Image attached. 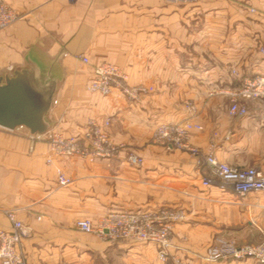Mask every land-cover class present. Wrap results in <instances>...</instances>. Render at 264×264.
<instances>
[{
    "label": "crops",
    "instance_id": "0c3cea01",
    "mask_svg": "<svg viewBox=\"0 0 264 264\" xmlns=\"http://www.w3.org/2000/svg\"><path fill=\"white\" fill-rule=\"evenodd\" d=\"M4 1L24 17L0 34V76L12 75V66L32 70L43 89L54 85L50 129L78 135L89 118L109 117L112 140L144 158L140 168L125 152L49 164L46 142L32 143L25 127H0V228H11L3 210L18 209L31 228L23 240L27 263L172 264L158 258L154 243L109 242L76 228L77 220L95 221L113 209L166 206L188 211L175 225L173 252L191 264H259L205 259L215 239L264 238V193L239 199L204 187L200 162L213 151L222 161L264 170V104L249 101V115L231 116L229 97L216 93L264 73V0ZM104 61L154 91L139 101L88 91L94 67ZM188 119L203 126L191 139L202 154L151 142L157 125ZM59 171L70 185L59 184Z\"/></svg>",
    "mask_w": 264,
    "mask_h": 264
},
{
    "label": "built area",
    "instance_id": "2783aa9c",
    "mask_svg": "<svg viewBox=\"0 0 264 264\" xmlns=\"http://www.w3.org/2000/svg\"><path fill=\"white\" fill-rule=\"evenodd\" d=\"M75 2L77 0H69ZM190 2L194 0H173ZM254 11V10H253ZM23 14L0 0V34L12 24L23 18ZM264 55V46L261 48ZM84 62L88 57L82 56ZM12 71L13 67H9ZM88 91L108 96L115 91L120 92L131 101H139L143 95L154 91L153 86L143 83L132 84L123 69L111 62L104 61L94 67L93 76L87 84ZM218 94L227 95L230 99L229 114L244 117L248 115L249 101L264 103V73L253 77H243L241 84L231 89L219 90ZM214 94V93H213ZM191 113L197 111L192 102L186 103ZM111 119L98 120L89 118L84 131L78 135L49 129L44 134H30L32 143L44 141L51 164L59 157H80L87 161L112 160L122 152L126 153L127 161L134 167L144 164L143 156L127 151L125 143H116L109 132ZM203 126L188 119L181 122L161 123L157 125L151 138L153 144L167 149H176L198 156L202 150L191 141L195 131ZM213 147V146H212ZM201 183L204 187H217L224 192H232L239 199H245L254 192L264 193V170L256 166L231 164L220 160L213 151L202 154ZM59 184L67 186L72 178L59 171ZM4 214L11 228H0V263L28 264L23 250V240L29 235L31 228L18 216V209H4ZM188 211L184 207H160L156 209H113L97 220L83 218L76 221V228L82 232L94 234L109 241H136L154 243L158 258L163 263L191 264L189 259L174 253V228L179 222L187 219ZM205 259L219 260H252L264 264V238L257 243L240 244L235 239H215L206 251Z\"/></svg>",
    "mask_w": 264,
    "mask_h": 264
},
{
    "label": "water",
    "instance_id": "95a60500",
    "mask_svg": "<svg viewBox=\"0 0 264 264\" xmlns=\"http://www.w3.org/2000/svg\"><path fill=\"white\" fill-rule=\"evenodd\" d=\"M12 72V75L0 76V127L7 130L25 127L33 136L46 133L50 129L47 115L54 85L43 89L37 75L29 69Z\"/></svg>",
    "mask_w": 264,
    "mask_h": 264
},
{
    "label": "rangeland",
    "instance_id": "374dc122",
    "mask_svg": "<svg viewBox=\"0 0 264 264\" xmlns=\"http://www.w3.org/2000/svg\"><path fill=\"white\" fill-rule=\"evenodd\" d=\"M260 103H263V102H260ZM264 104V103H263ZM248 115H249V113H248ZM231 116H233V115H231ZM247 116V115H246ZM247 166H251V165H247Z\"/></svg>",
    "mask_w": 264,
    "mask_h": 264
}]
</instances>
